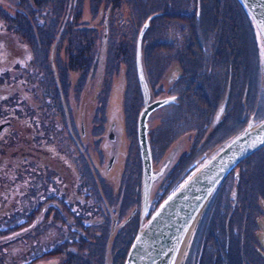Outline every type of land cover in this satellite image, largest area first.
Returning <instances> with one entry per match:
<instances>
[{"label":"flooded vegetation","instance_id":"obj_1","mask_svg":"<svg viewBox=\"0 0 264 264\" xmlns=\"http://www.w3.org/2000/svg\"><path fill=\"white\" fill-rule=\"evenodd\" d=\"M35 1L37 11L40 12L39 17L36 16L35 18L36 23L40 24L44 17H48L51 25L56 16L53 11L56 13V9L46 10L47 3L50 0L48 2L47 0ZM51 1L53 6H57V0ZM189 1L188 5L190 4V7L187 5L185 9L180 8L175 11L165 7L164 5L168 2L164 3L163 1L161 5L163 6V12L161 14L156 12L155 16H150L148 10H152L153 7L145 5L146 0L137 3L136 6L140 4L137 8L133 4L134 11L142 9L144 12L137 21L148 22L142 40L148 28L152 32L151 35L158 33L159 28L157 25L154 26L153 20L160 16L165 17V14H168L166 17L169 19L165 25H175L178 32L179 30L187 31V28L198 34H201V31L204 30L207 31L199 28L200 25L198 24L201 22L198 18H201L202 0ZM63 2L65 17L59 31L38 30L40 41L36 39L37 43L35 42L34 46L37 45L40 49L37 56L42 57L34 60L36 66L34 73H32L31 63L33 47L27 42H30L29 34H26L25 30L5 27L10 26V24L0 23V194L3 196L4 201L3 203L0 202V224L4 225V233L0 235V250L3 251L0 264H65L66 261L71 262L69 259L75 257V252H78L74 245L78 244L80 249L85 245V239L91 240L88 247L83 250L84 253L81 252L82 264H90L92 261L95 264H122L137 230L144 225L162 200L183 182L186 176L195 168L196 163H203L210 156L201 162V159L205 156V153H201L203 149H214V95H212L214 86L205 80L210 76L208 74L210 68H214V39L211 50L208 47L204 48L206 54H209L206 61L202 59V53L197 51V54L192 51L194 41H189L184 48L172 44L173 47L169 55L163 50L170 47L148 45L147 49L150 53L147 55L149 60H146V43L143 42L140 46V61L143 56L146 79L154 87V81L157 82L162 78H166L167 82L165 84L168 85L166 86L168 88L163 91L164 93L158 92L150 95L148 92L147 103L160 99H170L168 104L153 110L146 120V140L153 178L150 181L147 197L143 202L138 148H136L134 155L130 154L129 165H125L123 170L122 168H116L115 175L121 173V177L119 176L115 180V187L111 183L113 181L108 174L111 170L108 171V168L113 163L115 165L119 164L121 157L127 153L130 145L136 144L137 147L136 121L140 111L138 104H136L135 111H139L132 126H124L123 129L122 126L114 122L108 124L109 131L107 135L111 130L114 136L113 140L118 143V145H112L110 151L107 144L108 140H106L108 137L103 135L106 127L105 122L107 121L104 119V115L101 114L100 116L97 113L99 112L98 109L93 107V112H96L93 114V118L88 121L83 108L81 119L79 120L80 115L74 118L78 121L77 124L73 118L69 121V134L81 151L89 175L90 173L93 175V180L99 186V196L96 198L92 192L95 187H90L78 177L80 174H86L80 170L70 172L69 168H74V166L70 164L68 156H63L64 150L60 152V148L57 147V134L60 131V125L53 117V110L46 106L49 105L47 95L50 92L55 94L57 100H63L66 92L70 94L71 99L75 95L74 83H71L69 90H67L68 83L63 78L74 73L73 52H68L66 64L61 70V63L58 61L59 50L56 46L58 43L52 50L50 48L48 52L46 51L47 47L50 46V42H53V35L58 36L59 34L58 40L61 41L63 32L67 31L69 33V22L71 13L75 10L76 1L64 0ZM155 5L160 6V1ZM234 7L238 11L236 15H240L239 19L242 22V27L245 26L246 29L250 30V38L252 40L253 36L255 44V33L252 24L239 5ZM15 9L20 11L19 7ZM100 20L103 21L102 37L105 31L107 40L109 31L108 14L104 13ZM143 24L140 25V29ZM86 26L89 30L92 29L88 25ZM210 26L211 23L207 24V27ZM134 28L135 26L132 24L130 32L134 31ZM140 29H138L136 35H138ZM42 31L47 32L44 37H41ZM17 32L25 33L26 39L22 37L21 42L15 41L13 34ZM195 39L197 40L196 37ZM69 43V48L72 47V44L74 45L71 39ZM135 44L131 66L129 56L123 54H120L122 60L119 61V64L128 66L126 70L132 69V80L136 84ZM170 44L167 43V45ZM201 48H203L202 45ZM120 49L121 51L126 50L125 47H120ZM157 49L160 50L158 54H164L160 57L162 61L158 57H154L156 55L154 50ZM179 50L188 53L181 56L186 57V59L180 60L181 57H176V54L180 53ZM77 52L79 51L77 50ZM106 52L105 50V54L98 55L94 60L97 61V66H94L95 71L99 68V65L100 71L107 65H109V69L112 67V60L116 59L113 58L114 56L112 57V52ZM53 53H55V57ZM48 54L50 57H48ZM171 56H173L172 60L170 59ZM204 67H206V70H203ZM77 68L79 69L80 66ZM84 69H86V66ZM88 71H90V68ZM171 71L173 72L171 73ZM29 75L35 77L37 90H40V87L45 90L39 96H34L33 90L26 87ZM168 75L169 78L167 79ZM212 77H214L213 73H211V79ZM128 80L130 79L128 78ZM2 90H5V92ZM82 92L83 90L80 97ZM162 93L163 95L159 96ZM183 93L199 99L200 104L201 101L204 102V105H201L200 108H196L192 104V107L185 112L187 117L183 126L185 127V129L183 128V134L188 142L187 145H189V149L191 148L190 150L197 154L189 153V155L184 150L182 154L176 155L174 149H170V154L174 152L172 163L168 167H160L161 156L169 148L170 143H173V139L178 135V132L169 134V132L163 131L166 134L154 137L153 131L157 130L158 132L161 128L156 126L150 130L149 122L152 120L153 115H158L153 113L170 111L172 106L179 105V110L184 111L186 104L184 98L181 97ZM102 97L101 95V103L103 102ZM32 98L39 101L44 100V102L34 104ZM52 103L54 101L51 100V105ZM163 116L164 114L161 118H164ZM109 121L111 120L109 119ZM219 121L220 119H218ZM205 125L213 127L210 129V126L203 131ZM111 126L112 129H110ZM204 133L206 134L204 135ZM170 137L171 139L168 141L167 139ZM122 141L127 142L126 149L123 152L119 150ZM116 146L117 151H115ZM112 149L115 153L112 152ZM105 156H108V158L106 159ZM127 159L128 153L125 159L126 163ZM105 162L106 167L104 170L101 164ZM60 166L65 167L66 170H60ZM235 167L226 175L204 204L181 252L178 264L264 263V207H256V205H251L249 202L248 204H242L240 200L244 172L257 168H250V165L243 162L236 167V171H233ZM233 178H237L238 189L230 184L232 191L227 193L229 203L221 200L216 203L225 182L233 180ZM102 187L106 188L107 194L104 189L101 192ZM261 188L256 193L259 199L264 191L263 183ZM27 190L28 193L31 191L35 194V197L30 194L31 198L34 199L33 204L30 203L25 206L18 199L20 196H27ZM249 190L250 186L248 192ZM254 191L258 190L255 189ZM6 196H8V199ZM44 225L49 227L48 232L42 229ZM108 226L111 229L109 236H107ZM92 230L93 233L90 232ZM92 239H96V241L92 242ZM103 239L107 241L100 247L99 242ZM59 255L63 259L61 263L58 259ZM66 257H68V260Z\"/></svg>","mask_w":264,"mask_h":264},{"label":"rangeland","instance_id":"obj_2","mask_svg":"<svg viewBox=\"0 0 264 264\" xmlns=\"http://www.w3.org/2000/svg\"><path fill=\"white\" fill-rule=\"evenodd\" d=\"M49 0H47L48 2ZM58 1V3H57ZM57 6H53V2L50 0L47 3L46 10L48 9H56V13L53 11V14L56 15L52 24L50 25V20L48 17H44V20L41 21L40 24L36 23V16L39 17V11H37L36 1L35 0H0V23L10 24V26H5L9 29L15 28V30H25L26 34H29L30 42L29 45H32L33 51L31 56L32 58V73L36 68L34 64V60L38 58L41 59L42 56H37L39 54L40 49L34 46V43H37V40L40 39V35L38 30L46 29L47 31L55 32L59 31L61 28L62 20L65 17L64 13V0H57ZM75 10L71 13L70 27L69 33L67 31L63 32V36L61 41L59 39V34L53 35L52 40L50 42V46L47 47L46 51L53 47H58L59 50V60L61 65L60 69L62 70L63 66H65V62L67 59L68 52H73L74 54V73L73 75H68L67 77H63L65 82L68 83L67 90H69L71 83H74L75 95L74 98H70V94L68 92L65 93L64 99L57 100L55 98V94L49 93L47 95V100H49V105H46L48 108L53 110V117L58 124L60 125V131L57 134L58 144L57 147L61 150H64L63 156H68V160L74 168H69L70 172L73 173L80 170L82 173L86 175L78 176L80 177L85 184L90 187H95V190L92 191L96 198L99 196V186L96 185L93 175L89 170L82 159L81 151L78 146L72 141L69 134V121L76 116L80 115L79 120L81 119L82 109H85L86 118L88 121L93 118V107L98 109V114L104 115V119L107 120L105 122V129L103 131V135L106 136L109 131V123L114 122L123 127H130L134 124L136 115L139 110L142 108V100L139 96L138 85L133 83L131 69L126 70L128 66L120 65L122 58L120 57L119 48L125 47L128 55L131 53L130 48L131 44L134 46L135 37H137V31L140 29V25L145 21H137V19L141 16L143 12L142 9H138L134 11L133 4L143 2V0H75ZM146 4L148 7H153L152 10H148L150 12V16H155L157 14H161L162 10V2H168L165 4V7H169L171 11L185 9L189 0H146ZM160 1V6H156L155 4ZM60 2V3H59ZM202 9L200 10L201 18H198L200 23L199 28L206 29L204 33L198 34L194 33V31H190L187 28V31L177 30L175 25H165V23L169 20L165 14V17L160 16L158 18H154L153 24L157 25L159 30L158 33L151 35V30L148 28L144 38L141 42H148L146 44V52L147 47L151 43L155 42L156 37L161 39V43H157L159 46L170 47L166 50H163L167 55L171 51L172 43L167 45L165 40L172 38L173 45L177 47H186L188 42L194 41V46L192 51L197 53H202V59L208 58L209 54H206L205 47L211 50L212 43L214 39V68H210L208 74L210 75L208 79V83L214 86V90L212 91V95H214V149H203L201 153H205L201 162L205 160L212 153H216L220 147L223 146L226 142H229L233 139L246 125L249 120L253 122H258L264 119V46L260 41L258 35L255 33V44L252 36V40L250 38V30L246 29L245 26L242 27V22L240 21V15L237 14V9L233 6L231 0H202ZM137 6H140L138 4ZM136 6V8H137ZM16 7L20 8V11L15 9ZM190 7V4L188 5ZM58 8V12H57ZM147 8V7H146ZM155 8V10H153ZM151 9V8H150ZM158 9V10H157ZM170 11V12H171ZM104 13L108 14V40L105 41V46H103L102 39V22L99 19L102 17ZM44 15V14H43ZM100 16V17H99ZM146 16V14H145ZM43 18V17H42ZM153 18V17H152ZM88 19V20H85ZM146 20V19H145ZM72 21V22H71ZM198 21V22H199ZM211 23L210 27H207V24ZM134 24V31L130 32L131 25ZM88 25L89 28L85 27ZM51 26V27H50ZM87 29V30H86ZM71 30V31H70ZM201 31V30H200ZM202 32V31H201ZM47 32L42 31L41 37H44ZM59 33V32H58ZM126 33V34H124ZM25 33H14L15 41H22V37L26 39ZM35 35V36H34ZM197 40L195 39V37ZM61 37V36H60ZM182 37V38H180ZM135 38V39H134ZM37 39V40H36ZM73 40L74 45L69 48V41ZM58 40V42H57ZM134 40V43H133ZM40 41V40H39ZM58 43V45H56ZM56 45V46H55ZM201 45H204V48H201ZM132 46V47H133ZM141 46V45H140ZM69 48V49H68ZM50 50V51H51ZM56 50V48H55ZM77 50L79 52H77ZM105 50L107 52H112V57L116 60H112V67L109 69V65H107L103 70L100 71L99 68L95 71L96 58L98 55L105 54ZM49 51V53H50ZM189 51V50H188ZM106 52V53H107ZM130 52V53H129ZM160 52L159 49L154 50V57H158L159 60L164 54H158ZM180 53L176 54V57L185 56L188 53L179 50ZM172 54V53H170ZM198 54V53H197ZM55 57V53H53ZM51 56L52 58H54ZM77 56V59H76ZM48 57L50 55L48 54ZM84 58V60H83ZM146 60H148L147 53L145 54ZM173 56H171L172 60ZM200 58V57H199ZM50 59V58H49ZM144 57L141 58V68L143 78L146 83L147 90L149 94L158 93L165 91L168 85L165 84L166 78H162L159 81H154V87L145 77V68L143 64ZM170 60L169 58H167ZM186 57H181L180 60H184ZM83 60V62H82ZM76 61V62H75ZM110 61V58H109ZM201 61V59H200ZM148 64V63H147ZM80 68L78 69L77 67ZM86 66V69L84 67ZM90 68V71L87 70ZM206 70V67L203 68ZM170 71V70H169ZM173 71H171L172 73ZM204 73V71H203ZM211 73H213L211 79ZM168 74V73H167ZM34 75V74H32ZM29 75L27 78L26 87L33 90L34 96H39L43 92V88L40 87V90L36 89L37 81L35 77ZM205 75V73H204ZM166 76V74H165ZM128 78L130 80H128ZM169 78V75L167 79ZM85 84V86H84ZM1 88V87H0ZM8 90V88H6ZM82 95L80 97L81 91ZM3 91V90H2ZM35 91V92H34ZM45 91V90H44ZM80 91V93H78ZM100 91V93H99ZM5 92V90L3 91ZM29 92V91H28ZM37 93V95H36ZM164 93V92H163ZM160 94L159 96L163 95ZM103 96V102L101 103L100 96ZM181 97L184 98V103L186 104L185 110H179L180 106H172L170 111H161L158 115H153L152 120L149 122V129L152 130L156 126L157 128H161V130L153 131L155 136H162L163 131L170 133H177L176 137L173 139V143L169 145L166 152L161 156V162L159 161L160 167H168L173 161V154L176 152V155L182 154L185 150L187 153L197 154L196 152L189 149L188 142L183 134V128L185 129V119L187 117L186 111H188L192 104L196 108H200L201 105H204V102L200 104L199 99H195L194 96H188L187 93H183ZM51 100L54 101L51 105ZM33 103H43L44 100L39 101L38 99L32 98ZM187 101V102H186ZM100 103V105H98ZM136 104H138L139 110L135 111ZM40 105V104H39ZM37 106V105H36ZM45 106V105H44ZM98 106V108H97ZM39 107V106H38ZM65 109V110H64ZM137 110V109H136ZM73 111V112H72ZM91 112V113H90ZM92 116H91V115ZM162 114H164V118H161ZM111 117V118H110ZM98 118V117H97ZM96 118V119H97ZM95 119V117H94ZM103 119V121H105ZM109 119L111 121H109ZM218 119L220 121L218 122ZM109 121V122H108ZM78 121H76L77 124ZM211 126V125H210ZM209 125H205L203 127V131L210 127ZM68 127V130H67ZM213 126L210 127V129ZM111 129V128H110ZM181 131V132H180ZM211 131V130H210ZM206 133H204L205 135ZM169 136V135H168ZM108 137V135H107ZM103 138V137H102ZM166 138V137H165ZM104 139V138H103ZM163 139V138H162ZM171 139H167L168 141ZM107 140V138H106ZM123 140V139H122ZM156 141V140H155ZM125 143V147H124ZM108 148H112V145H118V143L113 140L112 142H107ZM127 142H121L119 145V150L123 152L126 149ZM171 146V147H170ZM212 147V148H213ZM25 149V147H23ZM136 144H132L128 147V159L127 163L125 161L127 153H125L119 164L115 165L114 163L110 168H108L109 178L113 181L111 183L114 184L117 177H121V173L115 175L116 168L123 170L125 165H129L130 163V154L134 155L136 151ZM170 149H174L172 154L169 153ZM115 151H117V146ZM112 152L114 150L112 149ZM115 153V152H114ZM190 155V154H189ZM106 159L108 156H105ZM73 160H75L73 162ZM245 163L246 165H250V168H257L247 172H244L242 176V180L244 183L242 184L240 191V200L242 204L248 202L251 205H256V207H264V191L261 195L260 199L257 196V192H259L261 188V184H264V146L260 148V150L251 154L247 158L238 162ZM255 163V165H254ZM198 164V165H197ZM201 164V163H200ZM196 163L194 169H196L199 165ZM102 168L105 170L106 162L102 163ZM237 165V166H238ZM259 165V166H258ZM236 166V167H237ZM257 166V167H254ZM61 167V166H60ZM71 167V166H70ZM236 167L233 171H236ZM193 169V170H194ZM60 170H66L65 167H61ZM107 170V168H106ZM192 170V171H193ZM191 171V172H192ZM232 171V172H233ZM190 172V173H191ZM189 173V174H190ZM96 177V176H95ZM238 178V177H237ZM237 178H233L228 182H225L224 188L221 189V192L218 196V200L216 203L221 200L225 202L228 200V192L232 191L230 189V184L233 187L237 188ZM97 179V177H96ZM98 180V179H97ZM250 186V190L248 192V187ZM102 189L106 191V188L102 187ZM227 189V190H226ZM257 189L258 191H254ZM262 189V188H261ZM28 193V190H27ZM31 195L35 194L28 193L27 196H20L19 201L23 205H28L30 203L33 204V198ZM232 195V194H231ZM0 196H2L0 194ZM8 199V196H6ZM263 198V199H262ZM221 202V204H223ZM227 203H229L227 201ZM262 221V220H261ZM111 227V226H110ZM44 231L48 232L47 229L49 227L44 225L42 227ZM77 229V228H76ZM93 233V230L90 231ZM111 233V229L109 226L107 227V236ZM84 233V231H83ZM111 236V235H110ZM108 239V237H107ZM91 239H85V245L78 248V244H75L74 247L78 249V252H75V257L66 261L65 264H82V253H84V249L88 247V243ZM43 241V240H42ZM96 239H92V242H95ZM100 241V240H99ZM107 240H101L99 242V246L102 247L104 242ZM0 257L3 256V251L0 250ZM182 254V253H181ZM180 254V256H181ZM68 260V257H66ZM125 258V257H124ZM180 258V257H179ZM59 262L61 263L63 259L59 255ZM2 260V259H1ZM3 261V260H2ZM95 264L94 261L90 262V264ZM260 264H264L261 263Z\"/></svg>","mask_w":264,"mask_h":264},{"label":"water","instance_id":"obj_3","mask_svg":"<svg viewBox=\"0 0 264 264\" xmlns=\"http://www.w3.org/2000/svg\"><path fill=\"white\" fill-rule=\"evenodd\" d=\"M252 20L264 46V0H237ZM148 22L141 27L135 44V68L142 108L136 121V141L140 156L142 201L153 178L146 140V120L170 99L148 102V90L140 65V43ZM105 47V31L102 37ZM113 125V124H112ZM112 129V126L110 127ZM114 136L110 130L108 141ZM264 145V119L249 120L244 129L194 169L150 215L130 243L122 264H178L180 254L205 202L220 180L239 161Z\"/></svg>","mask_w":264,"mask_h":264},{"label":"trees","instance_id":"obj_4","mask_svg":"<svg viewBox=\"0 0 264 264\" xmlns=\"http://www.w3.org/2000/svg\"><path fill=\"white\" fill-rule=\"evenodd\" d=\"M232 1V4H233V6H238L239 4H238V2L236 1V0H231ZM240 6V5H239ZM142 21V20H141ZM202 33H204V31H202ZM201 33V34H202ZM180 38H182V37H180ZM135 39V38H134ZM107 40H108V37H107ZM173 39L172 38H168V40L166 41L165 40V43L167 44V43H172L173 44ZM133 43H134V40H133ZM148 42H146V44H147ZM157 43H161V39H158V37H156V40H155V42H153V43H151V41H150V44H149V46H159ZM133 45L131 44V48H130V51H131V53L128 55V52H127V50H125V49H123L122 51H121V49L118 51L120 54H123V55H126V56H129V58H130V66H131V64H132V59H133V48H134V46L132 47ZM163 46V45H162ZM203 46V48H204V45H202ZM147 53V55L150 53V51L147 49V52L145 51V54ZM149 60V59H148ZM132 70V69H131ZM26 101H28V100H26ZM0 202L1 203H3L4 201H3V196H0ZM4 233V225L1 223L0 224V235H2Z\"/></svg>","mask_w":264,"mask_h":264},{"label":"bare ground","instance_id":"obj_5","mask_svg":"<svg viewBox=\"0 0 264 264\" xmlns=\"http://www.w3.org/2000/svg\"><path fill=\"white\" fill-rule=\"evenodd\" d=\"M221 181V180H220Z\"/></svg>","mask_w":264,"mask_h":264}]
</instances>
